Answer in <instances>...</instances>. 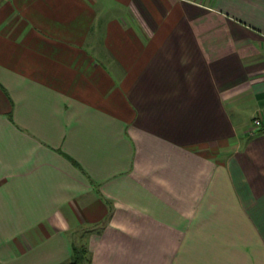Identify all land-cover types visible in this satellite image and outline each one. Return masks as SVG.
<instances>
[{
    "label": "crops",
    "instance_id": "1",
    "mask_svg": "<svg viewBox=\"0 0 264 264\" xmlns=\"http://www.w3.org/2000/svg\"><path fill=\"white\" fill-rule=\"evenodd\" d=\"M79 245L264 264V0H0V264Z\"/></svg>",
    "mask_w": 264,
    "mask_h": 264
},
{
    "label": "trees",
    "instance_id": "2",
    "mask_svg": "<svg viewBox=\"0 0 264 264\" xmlns=\"http://www.w3.org/2000/svg\"><path fill=\"white\" fill-rule=\"evenodd\" d=\"M74 255L69 261L60 264H86L89 258L88 249L85 245L75 246Z\"/></svg>",
    "mask_w": 264,
    "mask_h": 264
},
{
    "label": "built area",
    "instance_id": "3",
    "mask_svg": "<svg viewBox=\"0 0 264 264\" xmlns=\"http://www.w3.org/2000/svg\"><path fill=\"white\" fill-rule=\"evenodd\" d=\"M253 123H254L255 127H257V128L263 126L262 120L259 117L255 118Z\"/></svg>",
    "mask_w": 264,
    "mask_h": 264
}]
</instances>
